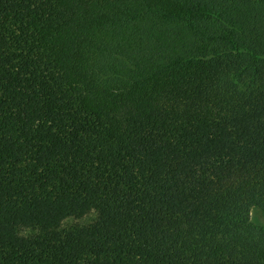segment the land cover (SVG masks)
<instances>
[{
  "label": "trees",
  "instance_id": "1",
  "mask_svg": "<svg viewBox=\"0 0 264 264\" xmlns=\"http://www.w3.org/2000/svg\"><path fill=\"white\" fill-rule=\"evenodd\" d=\"M255 207L264 0H0V264H264Z\"/></svg>",
  "mask_w": 264,
  "mask_h": 264
},
{
  "label": "rangeland",
  "instance_id": "2",
  "mask_svg": "<svg viewBox=\"0 0 264 264\" xmlns=\"http://www.w3.org/2000/svg\"><path fill=\"white\" fill-rule=\"evenodd\" d=\"M96 215L89 214L83 218L76 219L71 218L64 222V226L70 227V226H78V225H84L92 222L95 219ZM251 220L252 223L264 226V213L257 207L253 208L251 211Z\"/></svg>",
  "mask_w": 264,
  "mask_h": 264
}]
</instances>
